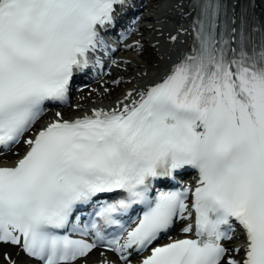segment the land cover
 Returning <instances> with one entry per match:
<instances>
[{
	"label": "snow or ice",
	"instance_id": "1",
	"mask_svg": "<svg viewBox=\"0 0 264 264\" xmlns=\"http://www.w3.org/2000/svg\"><path fill=\"white\" fill-rule=\"evenodd\" d=\"M245 2L189 0L191 43L163 76L37 128L131 3L0 0V152L25 149L0 164V244L36 264H86L97 247L120 264H264V23ZM180 221L183 238L159 243Z\"/></svg>",
	"mask_w": 264,
	"mask_h": 264
},
{
	"label": "bare ground",
	"instance_id": "2",
	"mask_svg": "<svg viewBox=\"0 0 264 264\" xmlns=\"http://www.w3.org/2000/svg\"><path fill=\"white\" fill-rule=\"evenodd\" d=\"M134 1L135 0H130L131 5ZM164 1L165 0H146V2H144V4L141 6V13L137 16L139 20L138 23L143 21L141 27H138L137 32L130 31L131 37H129L124 42L120 53L114 57V65L110 69L109 66L107 67L110 71L109 75L107 76L110 78L109 82H111L112 79L120 80L119 85L116 87L109 84V82L107 85V82H103L104 85H106L105 88L100 89V86L97 85L95 92L93 90L94 93H91L89 96H87L85 92L77 94L73 101L74 105L77 106V110L70 111L71 109H68L67 113H63V117L65 119L78 117L96 107H104L106 109L113 107L117 101L124 98L128 91L134 90L132 82L137 80V74H141L143 72L146 73L148 69L159 64L163 60V58L160 57L163 56L160 43H165L167 37L166 34L163 33L159 24L168 20V18H170L169 14L174 12H177L178 15H180L179 18H185L188 16L189 20L191 16V14L188 12L181 11L182 13H179L178 8H166ZM126 10L127 9H125V11ZM127 11L123 13L122 16H125ZM237 11H239V6ZM253 14L260 23H264V9L259 5L258 1L256 6L253 8ZM229 15H234V13H229ZM124 18H127V23H129L130 17L125 16ZM117 26H120L119 23ZM179 28L182 30L184 29L182 26H179ZM140 34L142 36H140ZM137 44L140 46L139 48H137ZM136 51H140V57H144V60H138L134 57V53ZM122 66H126L130 71H123L119 69V67ZM104 76V74H100L98 78H102ZM127 78H132V82L128 84L126 81ZM105 89H107V92ZM105 102L109 106L105 105ZM55 118L56 117L53 116L47 118V120L51 121ZM13 158L14 153L10 154L5 159ZM5 253L11 257V260L14 261L15 264H35L34 262L23 257L16 247L3 244H0V264H9V262L4 259ZM102 253L103 252L101 251L92 252L87 257L86 264H103L105 260L109 261L110 264H114L113 254L103 253L102 255ZM80 264H84V262L81 261Z\"/></svg>",
	"mask_w": 264,
	"mask_h": 264
},
{
	"label": "rangeland",
	"instance_id": "3",
	"mask_svg": "<svg viewBox=\"0 0 264 264\" xmlns=\"http://www.w3.org/2000/svg\"><path fill=\"white\" fill-rule=\"evenodd\" d=\"M261 4L264 5V2H261ZM136 57H137V56H136ZM138 60H144V57H138ZM137 82H138V81H135V84H137ZM71 107H73V106H71ZM71 107H70V108H71Z\"/></svg>",
	"mask_w": 264,
	"mask_h": 264
}]
</instances>
